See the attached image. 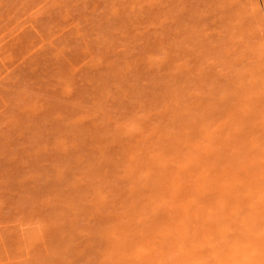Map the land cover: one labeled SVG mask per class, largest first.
<instances>
[{
  "label": "rangeland",
  "instance_id": "rangeland-1",
  "mask_svg": "<svg viewBox=\"0 0 264 264\" xmlns=\"http://www.w3.org/2000/svg\"><path fill=\"white\" fill-rule=\"evenodd\" d=\"M256 4L0 0V264H264Z\"/></svg>",
  "mask_w": 264,
  "mask_h": 264
},
{
  "label": "bare ground",
  "instance_id": "bare-ground-1",
  "mask_svg": "<svg viewBox=\"0 0 264 264\" xmlns=\"http://www.w3.org/2000/svg\"><path fill=\"white\" fill-rule=\"evenodd\" d=\"M261 1H262V6H264V0H257V7H259L260 9H261V7H260V5H261ZM256 7V8H257ZM259 8H257V10L259 9Z\"/></svg>",
  "mask_w": 264,
  "mask_h": 264
}]
</instances>
